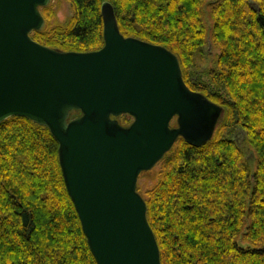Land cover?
Returning a JSON list of instances; mask_svg holds the SVG:
<instances>
[{"label": "trees", "instance_id": "1", "mask_svg": "<svg viewBox=\"0 0 264 264\" xmlns=\"http://www.w3.org/2000/svg\"><path fill=\"white\" fill-rule=\"evenodd\" d=\"M64 24L52 0L44 25L30 33L59 50L103 45L100 5L67 0ZM119 31L171 50L186 85L222 107L212 137L200 146L178 137L152 169L145 200L161 264H264V0H107ZM218 48L209 68L195 65ZM72 111L70 118L78 116ZM132 117L117 120L128 125ZM175 124V119L172 121ZM237 131L242 136L235 138ZM253 151L251 170L239 138ZM47 127L22 116L0 121V264H97L67 192ZM242 242H246L243 245Z\"/></svg>", "mask_w": 264, "mask_h": 264}, {"label": "water", "instance_id": "2", "mask_svg": "<svg viewBox=\"0 0 264 264\" xmlns=\"http://www.w3.org/2000/svg\"><path fill=\"white\" fill-rule=\"evenodd\" d=\"M50 0H0V121L22 116L48 128L88 247L97 264H161L137 191L178 137L200 146L222 107L183 80L177 56L119 31L100 5L103 45L59 50L35 41ZM72 111L78 116L70 118ZM132 121L121 125L117 117ZM175 119V124L172 121Z\"/></svg>", "mask_w": 264, "mask_h": 264}, {"label": "rangeland", "instance_id": "3", "mask_svg": "<svg viewBox=\"0 0 264 264\" xmlns=\"http://www.w3.org/2000/svg\"><path fill=\"white\" fill-rule=\"evenodd\" d=\"M51 1V0H50ZM214 0H204L203 6H202V20L205 26V29L207 31V35L210 33L211 27H212V18H211V12H210V2ZM55 8V17L52 19L51 23H59L64 24L65 21H67L68 17L71 14V8L69 6V2L67 0H52ZM208 46V53L204 52L202 55H197L195 58V65L199 66L200 68H209L214 60L215 56L218 53V48L212 46L211 42H207ZM242 131H237L235 134V138H238L239 136H242ZM239 143L242 146L245 154L247 155V162L252 169H254L255 166V159L253 158V151L246 143H244L239 138ZM154 173L147 172V174L143 175L142 177L138 178L137 184L140 186L141 189H144L145 186L150 184L151 179L153 177ZM243 245H246V242H242Z\"/></svg>", "mask_w": 264, "mask_h": 264}, {"label": "flooded vegetation", "instance_id": "4", "mask_svg": "<svg viewBox=\"0 0 264 264\" xmlns=\"http://www.w3.org/2000/svg\"><path fill=\"white\" fill-rule=\"evenodd\" d=\"M131 121H132V119H131Z\"/></svg>", "mask_w": 264, "mask_h": 264}]
</instances>
